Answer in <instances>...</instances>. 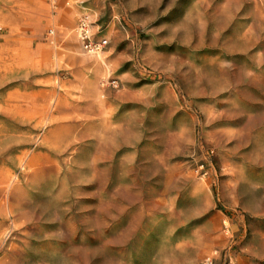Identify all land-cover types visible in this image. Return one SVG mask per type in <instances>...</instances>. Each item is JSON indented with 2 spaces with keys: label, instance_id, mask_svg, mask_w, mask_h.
I'll return each mask as SVG.
<instances>
[{
  "label": "rangeland",
  "instance_id": "rangeland-1",
  "mask_svg": "<svg viewBox=\"0 0 264 264\" xmlns=\"http://www.w3.org/2000/svg\"><path fill=\"white\" fill-rule=\"evenodd\" d=\"M0 264H264V0H0Z\"/></svg>",
  "mask_w": 264,
  "mask_h": 264
},
{
  "label": "built area",
  "instance_id": "built-area-1",
  "mask_svg": "<svg viewBox=\"0 0 264 264\" xmlns=\"http://www.w3.org/2000/svg\"><path fill=\"white\" fill-rule=\"evenodd\" d=\"M77 32L81 48L87 55L98 56L108 46L109 41L105 37H94L90 23L86 17L81 18L78 22Z\"/></svg>",
  "mask_w": 264,
  "mask_h": 264
},
{
  "label": "bare ground",
  "instance_id": "bare-ground-1",
  "mask_svg": "<svg viewBox=\"0 0 264 264\" xmlns=\"http://www.w3.org/2000/svg\"><path fill=\"white\" fill-rule=\"evenodd\" d=\"M94 169H95V168L92 166V168L89 169V170H90L89 172L92 173V172L94 171Z\"/></svg>",
  "mask_w": 264,
  "mask_h": 264
}]
</instances>
